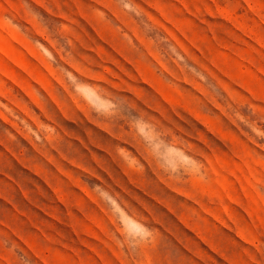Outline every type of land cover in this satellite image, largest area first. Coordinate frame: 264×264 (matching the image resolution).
<instances>
[{
    "label": "rangeland",
    "instance_id": "374dc122",
    "mask_svg": "<svg viewBox=\"0 0 264 264\" xmlns=\"http://www.w3.org/2000/svg\"><path fill=\"white\" fill-rule=\"evenodd\" d=\"M0 264H264V0H0Z\"/></svg>",
    "mask_w": 264,
    "mask_h": 264
},
{
    "label": "crops",
    "instance_id": "0c3cea01",
    "mask_svg": "<svg viewBox=\"0 0 264 264\" xmlns=\"http://www.w3.org/2000/svg\"><path fill=\"white\" fill-rule=\"evenodd\" d=\"M159 204H157L158 206H160L161 205V201L159 200V201H157ZM99 206V205H98ZM100 209L102 210V212H103V208L100 206ZM170 212H172V210L170 209ZM103 213H106V212H103ZM152 215H153V213H152Z\"/></svg>",
    "mask_w": 264,
    "mask_h": 264
}]
</instances>
